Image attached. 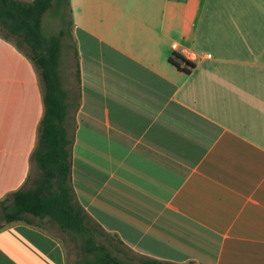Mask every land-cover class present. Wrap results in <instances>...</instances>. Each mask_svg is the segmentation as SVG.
I'll list each match as a JSON object with an SVG mask.
<instances>
[{
    "label": "crops",
    "instance_id": "0c3cea01",
    "mask_svg": "<svg viewBox=\"0 0 264 264\" xmlns=\"http://www.w3.org/2000/svg\"><path fill=\"white\" fill-rule=\"evenodd\" d=\"M69 1L71 183L105 243L132 263L264 264V0ZM43 112L35 66L0 36V201L27 181ZM0 264L70 262L15 223Z\"/></svg>",
    "mask_w": 264,
    "mask_h": 264
},
{
    "label": "trees",
    "instance_id": "16d2710c",
    "mask_svg": "<svg viewBox=\"0 0 264 264\" xmlns=\"http://www.w3.org/2000/svg\"><path fill=\"white\" fill-rule=\"evenodd\" d=\"M53 5L54 0H0V36L32 61L44 104L29 176L23 187L0 201V220L5 219L0 230L15 223L43 228L48 218L79 249L77 264H177L154 258L132 263L114 255L104 242L107 233L77 199L71 183L74 137L70 129L74 120L71 107L78 106L79 96L78 101L71 96L61 71L65 32L46 35L43 31V16ZM77 73L80 81L78 68Z\"/></svg>",
    "mask_w": 264,
    "mask_h": 264
},
{
    "label": "rangeland",
    "instance_id": "374dc122",
    "mask_svg": "<svg viewBox=\"0 0 264 264\" xmlns=\"http://www.w3.org/2000/svg\"><path fill=\"white\" fill-rule=\"evenodd\" d=\"M71 11L70 6L66 0H54V5L44 14L43 16V31L46 35H52L60 33L63 30L65 33L62 37L63 41V55L61 63V71L64 79L65 86L70 89V94L73 98L78 101L79 96V80L77 73V52L74 47L73 37L71 35ZM77 104L75 103L71 107V115L75 114ZM35 222L40 223L39 218L34 219ZM5 223V219L0 220V225ZM43 228L52 232L53 234L60 237L65 245V248L69 255L70 264H76L78 258V248L75 244L70 241V238L63 233L57 225L48 222L46 218L43 222ZM106 236H104V242H106ZM113 254H119L116 249L110 247ZM132 257H136L133 253ZM120 255V254H119Z\"/></svg>",
    "mask_w": 264,
    "mask_h": 264
},
{
    "label": "built area",
    "instance_id": "2783aa9c",
    "mask_svg": "<svg viewBox=\"0 0 264 264\" xmlns=\"http://www.w3.org/2000/svg\"><path fill=\"white\" fill-rule=\"evenodd\" d=\"M208 56H209V57H211V55H210V54H209Z\"/></svg>",
    "mask_w": 264,
    "mask_h": 264
}]
</instances>
